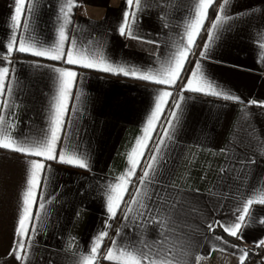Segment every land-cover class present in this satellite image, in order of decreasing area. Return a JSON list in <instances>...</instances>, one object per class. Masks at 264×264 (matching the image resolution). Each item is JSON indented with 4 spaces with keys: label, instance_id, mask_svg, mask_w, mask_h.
<instances>
[{
    "label": "crops",
    "instance_id": "obj_1",
    "mask_svg": "<svg viewBox=\"0 0 264 264\" xmlns=\"http://www.w3.org/2000/svg\"><path fill=\"white\" fill-rule=\"evenodd\" d=\"M63 2L39 0L31 28L40 40L55 38L60 23L58 9ZM222 2L216 0L217 8ZM76 3L69 30L77 44L89 51H103L112 61L143 70L159 68L176 51L184 34V23L192 11L191 0H143V11L138 13L134 31L146 39L158 40L157 47L119 34L126 0H76ZM227 11L234 18L219 31L209 50L211 60L202 63L207 76L244 103L183 92L186 99L182 102L181 118L173 138L166 141L160 154L155 181L148 185L150 192L156 191L176 201V207L171 210L162 204L157 215L166 223L176 221L184 243L191 248L190 264H196L197 254L207 257L199 264L237 262L238 249L256 247L253 242L264 238V224L258 219L242 226L244 240L236 239L243 247L238 248L230 242L217 241L215 231L209 232L207 228L214 220L231 224L235 220L233 211L243 199L264 193V108L246 106L249 100L264 102V63L260 62V52L264 51L261 48L264 0H229ZM13 12L14 0H0V44L4 50ZM209 15L214 19L215 11L210 9ZM206 26L210 24L206 22ZM205 40L206 33L194 49L192 63L187 65L189 69L194 68ZM12 60L16 66L12 111L17 125L13 135L21 137L37 138L48 127L50 101L56 86L52 68L78 73L76 83L83 97L78 105L80 111L70 112L74 123L68 126V131L73 147L78 144L81 151L88 153L90 170L45 162L51 170L44 194L52 202L46 204L37 221L30 256L25 261V264H78L79 258L90 252L92 238L106 227L107 186L128 168V154L142 135L157 90H172L179 95L181 84L169 89L133 77L20 53H15ZM34 62L40 66H34ZM75 94L76 89L70 110L71 103L76 102ZM242 109L249 115L244 116ZM29 159L42 158L0 149V264H20L8 253L16 239L20 194L25 187ZM252 159L255 163H244ZM140 174L138 170L136 175ZM252 208L257 216L264 217V205L256 204ZM108 223L109 237H114L123 216L118 214ZM155 229V224L150 226L147 235L155 236ZM215 230L223 232L220 227ZM123 233L117 239H139L131 226ZM109 245L110 239L106 237L102 250ZM213 247L224 251L209 254ZM101 264L109 262L101 260Z\"/></svg>",
    "mask_w": 264,
    "mask_h": 264
},
{
    "label": "snow or ice",
    "instance_id": "obj_2",
    "mask_svg": "<svg viewBox=\"0 0 264 264\" xmlns=\"http://www.w3.org/2000/svg\"><path fill=\"white\" fill-rule=\"evenodd\" d=\"M38 4L39 0H14V12L10 17L9 25L11 31L6 41V50L4 45L0 44V56L3 57V62H0V149L27 157L42 158L27 161L25 187L20 194L21 203L15 228L16 239L8 255L14 256L20 264H25L30 256L32 234L37 231V221L41 219L42 211L46 210V204L52 202L44 194L51 170L45 162L55 161L90 170L88 153L81 151L78 144L73 147L71 134L68 131V126L74 123L70 119V112L80 111L78 105L83 97L76 83L78 73L74 70L52 68L56 74L55 94L50 101L48 127L43 130L42 135L37 138L13 135L17 125L12 111L15 104L16 82V66L12 57L15 53H20L112 75L133 77L157 85H165L169 89H174L178 83L181 84L179 95L172 90H157L154 107L146 118L142 135L137 138L128 154V168L116 178L115 182L107 186L106 227L92 238L90 252L82 255L78 264H101V260L109 264H190L191 248L184 243L176 221L171 220L166 223L165 219L157 215V210L162 204L168 205L171 210L176 207V201L165 198L156 191L150 192L148 185L155 181L154 173L160 154L166 147V141L173 138L174 130L181 118L182 102L186 99L183 92L200 93L224 101L244 103L239 96L231 94L207 76L202 63L204 60H211L209 50L218 39L219 31L234 18L227 11L229 0H223L218 4V8L216 0H191L192 11L184 23V34L176 51L166 62L161 63L159 68L147 70L125 62L112 61L103 51H89L79 46L69 30L72 12L77 6L76 0H64L60 5L57 15L60 23L55 38L52 41L40 40L31 28V18ZM142 4L143 0H126V8L118 32L121 36L127 35L130 39L159 47L158 40L146 39L134 31L138 13L143 11ZM210 9L215 11L214 19L210 18ZM161 18L165 19L164 16ZM206 22L210 27L206 26ZM164 26L168 27V24L165 23ZM204 33L207 34V40L204 41L194 68L189 69L187 65L192 63L191 56L195 55L194 49L199 47L198 41L203 38ZM261 48L264 49V45H261ZM260 62L264 63V51L260 52ZM34 66L40 65L34 62ZM189 72L190 75L185 76V73ZM185 79L186 83H182ZM74 89H76V102L71 103L70 110ZM250 105L264 108V102L256 100H249L246 106ZM241 111L244 116L249 115L243 109ZM221 151L226 152V149ZM244 163H255V160H246ZM138 170L141 173L139 176L136 175ZM256 204L264 205V193L243 199L233 211L235 220L231 224L214 220L208 223V231L214 232L220 227L228 236L243 241L242 226L257 219L264 224V217L257 216L252 208ZM118 214L123 216V223L121 228L116 230L115 236L109 237L111 225L108 222L115 219ZM153 224L156 225V235L149 236L147 233ZM130 226L139 239H117L122 237L123 230ZM137 229L139 231H136ZM106 237L110 239V245L102 250V242ZM215 239L224 244L228 243L222 236H216ZM253 243L256 248L264 247V238ZM233 247L238 248L236 245ZM217 250L224 251L222 248L213 247L209 250V254ZM238 250L239 264H245L251 254L244 249ZM206 258L205 255H195L196 264Z\"/></svg>",
    "mask_w": 264,
    "mask_h": 264
},
{
    "label": "trees",
    "instance_id": "obj_3",
    "mask_svg": "<svg viewBox=\"0 0 264 264\" xmlns=\"http://www.w3.org/2000/svg\"><path fill=\"white\" fill-rule=\"evenodd\" d=\"M215 233L218 236H222L226 241L238 246V247H243L242 243L237 240L236 238H232L228 235H226L224 232H222L221 230H215ZM245 250L250 252V256L246 259L245 264H250L251 260L253 259L254 256L256 255H260L262 253H264V247L261 248H256V247H248Z\"/></svg>",
    "mask_w": 264,
    "mask_h": 264
},
{
    "label": "rangeland",
    "instance_id": "obj_4",
    "mask_svg": "<svg viewBox=\"0 0 264 264\" xmlns=\"http://www.w3.org/2000/svg\"><path fill=\"white\" fill-rule=\"evenodd\" d=\"M225 264H239V261L236 262L235 260L234 261L228 260V262ZM250 264H264V253L254 256Z\"/></svg>",
    "mask_w": 264,
    "mask_h": 264
}]
</instances>
